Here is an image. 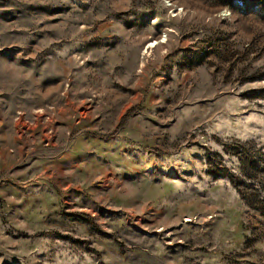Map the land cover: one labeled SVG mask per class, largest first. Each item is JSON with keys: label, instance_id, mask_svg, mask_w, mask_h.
<instances>
[{"label": "rangeland", "instance_id": "1", "mask_svg": "<svg viewBox=\"0 0 264 264\" xmlns=\"http://www.w3.org/2000/svg\"><path fill=\"white\" fill-rule=\"evenodd\" d=\"M15 263L264 264V0H0Z\"/></svg>", "mask_w": 264, "mask_h": 264}, {"label": "bare ground", "instance_id": "2", "mask_svg": "<svg viewBox=\"0 0 264 264\" xmlns=\"http://www.w3.org/2000/svg\"><path fill=\"white\" fill-rule=\"evenodd\" d=\"M166 40V35H164V37H163V39L162 40H160L161 42H164ZM159 41V42H160ZM159 42H157V41H155V42H150L149 44H148V47H153V46H155L156 44H158ZM15 264H18V263H15Z\"/></svg>", "mask_w": 264, "mask_h": 264}]
</instances>
